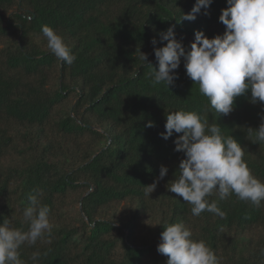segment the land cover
<instances>
[{
  "label": "trees",
  "instance_id": "trees-1",
  "mask_svg": "<svg viewBox=\"0 0 264 264\" xmlns=\"http://www.w3.org/2000/svg\"><path fill=\"white\" fill-rule=\"evenodd\" d=\"M195 0H0V222L27 230L29 193L50 208L51 237L19 249L24 264H166L157 252L167 223L183 222L203 239L218 264H264V201L259 207L235 195L215 200L224 218L168 190L183 152L167 140L166 115L194 110L218 123L242 148L253 176L264 182V143H253L264 103L251 93L235 98L233 111L210 110L181 64L174 86H153L159 34L174 27L187 49L195 31L222 35L227 0H212L194 21L183 20ZM43 25L60 34L73 64L48 49ZM152 122L153 126L148 127ZM168 168L157 181L159 167Z\"/></svg>",
  "mask_w": 264,
  "mask_h": 264
},
{
  "label": "clouds",
  "instance_id": "clouds-1",
  "mask_svg": "<svg viewBox=\"0 0 264 264\" xmlns=\"http://www.w3.org/2000/svg\"><path fill=\"white\" fill-rule=\"evenodd\" d=\"M212 0H195L190 12L182 19L194 21L203 8L204 15ZM227 7L221 10L219 21L225 26L222 35L208 38L203 31L194 32V40L186 49L175 37L174 27L159 34L163 47H155L151 40L157 68L147 63V55L140 53V59L150 69L153 86L163 84L174 86L177 70L183 58L186 75L198 85L199 93L206 97L210 110L216 114L228 115L233 111L235 98L250 91L252 104L264 103V0H227ZM43 36L47 47L60 61L71 65L76 60L63 37L50 26L43 25ZM148 127H152L149 122ZM165 132L167 140H174L177 152L184 158L178 165V175L171 181L168 190L190 204L191 214L200 216L208 211L220 218L223 212L215 200L235 195L239 200L259 207L264 201V182L252 175L244 160L245 148L231 136L224 135L218 123H209L207 116L183 108L166 115ZM248 135L254 134L253 143H264V115L257 129L248 128ZM168 173L164 165L159 167L157 181L145 187L149 196ZM23 209L27 230L11 225L8 219L0 222V264H24L19 249L25 243L35 245L45 236L51 237L54 225L50 223V208L43 204L38 195L29 193ZM192 231L183 222L167 223L161 233L157 252L167 256L166 264H218L211 247L203 239H193ZM41 253L32 254L33 264H38Z\"/></svg>",
  "mask_w": 264,
  "mask_h": 264
}]
</instances>
